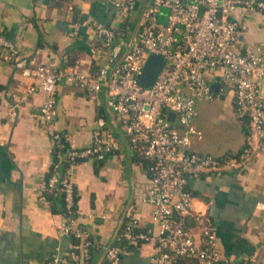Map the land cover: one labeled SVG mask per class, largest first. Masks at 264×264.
I'll return each instance as SVG.
<instances>
[{
	"label": "built area",
	"instance_id": "1",
	"mask_svg": "<svg viewBox=\"0 0 264 264\" xmlns=\"http://www.w3.org/2000/svg\"><path fill=\"white\" fill-rule=\"evenodd\" d=\"M112 1L119 8L120 19L116 25L96 23L95 35L109 53L105 63L95 69L38 62L36 57L24 56L0 34V57L36 81L20 95L6 90L13 98L9 117L16 119L19 103L38 86L47 92L40 114L53 145L58 147L59 161L49 179L53 185L64 157L59 148L64 146L65 137L54 127L59 85L65 80L81 87L101 106L92 143L69 147L66 153L70 162L62 182L69 206L74 200V166L90 157L104 159L116 147L112 126L123 124L130 148L147 162L146 198L159 228L150 232L141 227L136 213L127 212L105 251L112 264L127 245L144 242L153 243V264H259L262 253L240 259L221 253L214 222L207 212L192 208L194 193L189 180L202 172L242 173L264 143V45L246 43L241 37L246 25L232 17L238 5L264 11V0H149L135 25L130 21L134 0ZM152 53L163 56L165 63L153 84L145 86L141 77ZM228 91L233 93L236 116L249 121L243 147L223 155L194 150L192 140L202 134L193 123L199 104ZM46 186L44 180L42 197ZM257 207L264 209V199ZM190 214L196 220L194 226L187 223ZM62 231L78 238L72 244L70 260L54 256L45 264L88 258L94 241L77 218L66 219Z\"/></svg>",
	"mask_w": 264,
	"mask_h": 264
},
{
	"label": "crops",
	"instance_id": "2",
	"mask_svg": "<svg viewBox=\"0 0 264 264\" xmlns=\"http://www.w3.org/2000/svg\"><path fill=\"white\" fill-rule=\"evenodd\" d=\"M148 1L134 0L132 25ZM232 17L246 25L241 31L246 43L264 45V11L238 5ZM119 19V8L112 0H0V34L24 56L54 66L88 70L105 63L109 49L96 37L94 27L101 21L116 25ZM34 82L0 57V264H45L54 256L70 260L72 250V235L62 231L65 215L54 211L40 194L54 150L40 114L47 92L38 86L19 103L16 119L8 115L13 98L6 90L20 95ZM262 88L264 93V79ZM57 98L54 127L71 147L91 144L101 106L83 88L65 80ZM220 98L222 114L214 104ZM215 99L199 104L193 123L202 134L193 138L191 146L216 155L236 152L243 147L249 121L236 116L232 92ZM112 129L114 150L104 159L86 158L73 168L77 222L97 244L92 259L82 258L79 264H108L104 250L129 211L140 217L141 227L150 232L159 228L146 198L147 162L130 148L122 123ZM189 185L194 193L192 208L207 212L214 222L221 253L239 259L262 253L259 264H264V209L257 207L264 199V143L244 172H202L191 175ZM187 223L196 224L192 214ZM153 253L151 242L130 244L114 264H153Z\"/></svg>",
	"mask_w": 264,
	"mask_h": 264
},
{
	"label": "trees",
	"instance_id": "3",
	"mask_svg": "<svg viewBox=\"0 0 264 264\" xmlns=\"http://www.w3.org/2000/svg\"><path fill=\"white\" fill-rule=\"evenodd\" d=\"M243 120H245V119H243ZM69 147H71V146H70L68 140L65 138L64 139V146L59 148V149H61V153L64 154L63 160L61 161V163L57 167L59 179L55 184L49 185V179L55 171L54 163L59 161V156L57 153L58 147L54 146L53 163L51 164L48 172L46 173L44 180L47 183V186L43 191L45 199L50 202L53 210L57 211V212H62L65 215L66 219L77 218L79 215V212H78V193L76 190V186H74L73 203L71 206H69L68 201L66 199V192L64 190V184L62 182L65 169L67 168V166L69 165V162H70L66 156V153H67ZM73 242H78V238L73 236ZM96 246H97L96 243H93L91 245L89 257L86 258L85 261L86 260L89 261L92 259L94 249ZM105 251H106V249L104 250L105 261L108 264H112V261H110L109 258H107ZM72 262L75 264H79L80 260H78V261L76 260V261H72Z\"/></svg>",
	"mask_w": 264,
	"mask_h": 264
},
{
	"label": "rangeland",
	"instance_id": "4",
	"mask_svg": "<svg viewBox=\"0 0 264 264\" xmlns=\"http://www.w3.org/2000/svg\"><path fill=\"white\" fill-rule=\"evenodd\" d=\"M160 68H161L160 63L157 61L155 56L152 54L146 60V63L144 65V69H143V74H148V76H151V75L155 74L157 69H160ZM214 104L217 107V109H216L217 113H220V114L224 113L225 109H224V104H223L221 98L215 99Z\"/></svg>",
	"mask_w": 264,
	"mask_h": 264
},
{
	"label": "water",
	"instance_id": "5",
	"mask_svg": "<svg viewBox=\"0 0 264 264\" xmlns=\"http://www.w3.org/2000/svg\"><path fill=\"white\" fill-rule=\"evenodd\" d=\"M152 54L155 56V58H156L157 61L160 63L161 68H162V66H163L164 63H165V58H164L163 56H161V55H158V54H154V53H152ZM152 54H150V55H152ZM149 57H150V56H149ZM161 68H160V69H157V71L155 72V74H153V75H151V76H148V74H143L142 77H141V83H142L143 85H145V86H150V85H152L153 82H154V80L156 79V77H157L159 71L161 70ZM213 86L216 88L217 83H214ZM171 116H174V114H171Z\"/></svg>",
	"mask_w": 264,
	"mask_h": 264
}]
</instances>
